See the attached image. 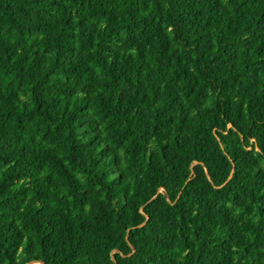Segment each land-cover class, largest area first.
<instances>
[{"label": "trees", "instance_id": "trees-1", "mask_svg": "<svg viewBox=\"0 0 264 264\" xmlns=\"http://www.w3.org/2000/svg\"><path fill=\"white\" fill-rule=\"evenodd\" d=\"M28 261L264 264V0H0V264Z\"/></svg>", "mask_w": 264, "mask_h": 264}, {"label": "water", "instance_id": "water-1", "mask_svg": "<svg viewBox=\"0 0 264 264\" xmlns=\"http://www.w3.org/2000/svg\"><path fill=\"white\" fill-rule=\"evenodd\" d=\"M28 262H36V263H40V264H45V263L42 262V261H28Z\"/></svg>", "mask_w": 264, "mask_h": 264}, {"label": "rangeland", "instance_id": "rangeland-1", "mask_svg": "<svg viewBox=\"0 0 264 264\" xmlns=\"http://www.w3.org/2000/svg\"><path fill=\"white\" fill-rule=\"evenodd\" d=\"M26 264H37L36 262H27Z\"/></svg>", "mask_w": 264, "mask_h": 264}]
</instances>
